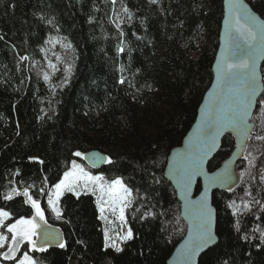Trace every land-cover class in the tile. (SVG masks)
<instances>
[{
    "label": "trees",
    "instance_id": "16d2710c",
    "mask_svg": "<svg viewBox=\"0 0 264 264\" xmlns=\"http://www.w3.org/2000/svg\"><path fill=\"white\" fill-rule=\"evenodd\" d=\"M247 1L264 19V0ZM224 13V0H0V209L11 221L32 215L25 189L42 202L65 245L36 251L42 264H168L187 225L165 178L167 158L213 81ZM55 37L71 44L72 71L51 88L36 65ZM262 100L247 158L237 166L240 185L213 194L218 243L199 264H264ZM235 146L227 135L209 169ZM92 150L112 163L91 171L122 177L136 194L127 211L133 238L120 252L105 247L93 194L64 193L57 217L47 203L72 162L86 163L75 153Z\"/></svg>",
    "mask_w": 264,
    "mask_h": 264
},
{
    "label": "snow or ice",
    "instance_id": "6c2138e0",
    "mask_svg": "<svg viewBox=\"0 0 264 264\" xmlns=\"http://www.w3.org/2000/svg\"><path fill=\"white\" fill-rule=\"evenodd\" d=\"M113 4L116 3V0H111ZM155 2V0H153ZM236 9L235 12V36L233 39L238 41L235 44V53L230 54L224 59V75L223 79L225 84L228 86L229 91L232 93L231 103H227L226 109H221L224 112L223 116H216L210 110L209 116L205 121L204 125V135L211 137L215 140V137L220 134V131L225 126H231L233 130L241 129L242 126H246V118L249 115V110L251 109L254 100L257 95V88L255 84V59L257 53L261 50H264V24H258L256 18L250 16L246 10H244L243 15L241 14L240 9L241 5H234ZM127 11V9H125ZM243 19V23L241 20ZM51 23V21H49ZM117 28H120V24H116ZM239 41H242L241 44ZM49 43L53 45L60 43V40L55 41L50 40ZM65 48H71V44L62 45ZM45 51V58L47 59V51ZM119 51L123 52L124 49L120 48ZM58 61L62 58L55 54ZM21 59H28V57H22ZM48 67L53 69V71H58L57 65L51 60H48ZM67 73H71L72 65H68L66 68ZM69 79V76L65 77V80ZM44 80L49 81L50 76L48 73L44 74ZM239 86H234L237 82ZM123 83V79L121 80ZM218 101L220 98H217ZM264 103V100L261 101ZM260 140H264V136L257 137ZM77 157L84 156L83 153L77 151L75 153ZM108 163H112L111 159H107ZM41 163H43L41 161ZM203 160L200 158H191L190 168H186L180 173V180L184 185L190 186L193 178L199 174L201 170V165ZM251 163V161H250ZM241 177L244 175L242 172ZM212 182L220 180L221 183L231 182L232 177L228 176L224 179L220 177L210 178ZM83 181V187L88 188V185L91 184L94 186V189H98L100 196L97 197V203L99 205L100 219L105 222H110L108 216L105 214L106 211L111 213V215L118 219L120 222V227L127 223L125 216V210L130 207L133 203L132 190L128 188L123 180L120 178L113 179L111 181H106L104 176L96 175L93 176L90 173L86 172L84 168L77 164L75 161L72 162V168L70 171H66L63 175V179L56 183L54 186V191L52 196L48 199V205L52 208L57 215H60V210L57 207L60 197L65 191L74 192L77 196L79 192H76L75 189L80 185V182ZM16 190L13 189V192ZM43 191V190H41ZM25 196L28 197V202L31 204L32 208L35 209V215L31 218L21 217L16 220L15 223L5 224V221L10 218V213L0 209V228H6L7 232L11 234V246L7 251L3 252L2 255L4 260H12L16 258V254L20 251L21 245L25 242L31 244L33 250H37L36 241L33 239L37 235V229L39 228V221L45 220V212L41 207L38 200L33 199L28 190L25 189ZM247 195H251V192H247ZM55 197L53 199L52 197ZM206 197L205 193L204 202L201 203V208L199 211V223L196 225V231L198 233L199 243L195 250H189L185 255L187 259L195 254V251L200 247L211 243L215 238L212 235L211 231V210L206 209ZM6 200L12 199V194L5 196ZM259 203V201H257ZM233 208L234 213L239 210V206L233 201L230 205ZM247 207V203L245 204ZM122 240H129L133 238V233L131 228H128L126 234L120 237ZM264 238V237H262ZM111 237L108 234V230H105V247H112L117 252H120L122 249L113 242L108 244L107 241ZM247 239V237H245ZM9 242V236L4 235L3 232H0V248H4L5 245ZM65 245L60 244V247L63 248ZM39 251H44L43 247L38 249ZM17 264H36V261L30 256L27 252L22 254V259H19Z\"/></svg>",
    "mask_w": 264,
    "mask_h": 264
},
{
    "label": "water",
    "instance_id": "95a60500",
    "mask_svg": "<svg viewBox=\"0 0 264 264\" xmlns=\"http://www.w3.org/2000/svg\"><path fill=\"white\" fill-rule=\"evenodd\" d=\"M234 5H241V14L244 10L250 16L256 18L258 24H264V19L253 9L247 0H224V18L220 32V41L217 49L216 57L213 63L214 78L204 95L198 110L197 118L191 129L183 139L181 145L175 147L169 153L165 167V178L173 185L178 200L181 203V215L187 225V231L184 238L174 249L168 264H199L200 258L216 246L218 243L217 228V210L213 205V194L216 191H232L241 183V175L238 171V163L247 158V151L250 137L255 131V122L253 117L258 109L259 101L264 94V76L262 66L264 64V50L257 53L255 59V84L257 95L254 103L249 110L246 118V126L241 129L233 130L229 126H225L220 134L215 137L214 143L211 137L204 135L205 121L209 116L210 110L216 116H223L221 109H226L227 103H231L232 93L225 84L224 75V59L230 54H234L235 41V12ZM243 23V19L241 20ZM241 44L242 41H239ZM234 86H239L238 80ZM220 98L218 101L217 98ZM231 135L235 139L236 146L230 156L216 169L210 170L209 164L215 158L222 147L223 139ZM200 158L203 160L201 170L197 174L190 186H186L180 180V173L191 166V158ZM84 161L93 169H101L107 163L108 157L98 150H92L84 155ZM228 176L232 177L231 182L221 183L220 180L212 182L210 178L220 177L224 179ZM201 189L197 192L198 185ZM205 193L206 209L211 210V231L214 240L211 243L200 247L195 251L191 259L186 258L189 250H195L199 243L196 225L199 223V211L201 203L204 202ZM64 243V234L59 226L53 224H45L39 231L37 236V247H59Z\"/></svg>",
    "mask_w": 264,
    "mask_h": 264
},
{
    "label": "rangeland",
    "instance_id": "374dc122",
    "mask_svg": "<svg viewBox=\"0 0 264 264\" xmlns=\"http://www.w3.org/2000/svg\"><path fill=\"white\" fill-rule=\"evenodd\" d=\"M57 39H59V38L55 37L52 40L55 41ZM59 40H60V43H57L55 45H53L52 43H49L48 42V44L46 46V49H45L47 51V59L45 58V51H44L43 52L42 59L39 62H37V65H36V71L43 77V79H44V74L45 73H48L49 74L50 80L49 81H46V82H47L48 86L51 87V88H55V87L60 86L61 84H65L66 83L65 77L66 76H69V73H67L66 68H67L68 65H71L72 64V54H71L70 48L63 47L62 45L66 44V43L64 41H62L61 39H59ZM55 54H58L62 58V60L58 61ZM48 60H51L53 63H55L57 65V68L59 70L58 71H53V69L49 68L48 67ZM75 162L77 164L81 165L86 172L90 173L93 176H96V175H102V176H104V178H105L106 181H111V180L116 179V178H120V179L123 180V178L120 177V176L111 177L108 174L95 173V172L91 171V169H90V167H89L88 164L83 163L81 161H75ZM253 164L255 166L257 165V154L254 157ZM71 168H72V164H71V167L68 170H66V171H70ZM255 169H257L256 171H257V174H258L260 170L258 168H255ZM245 171H247V169ZM61 179H63V176H62ZM59 181L57 183H59ZM123 183L128 188H130L132 190V196H133V202H134V200L136 198L135 191L126 182H124V180H123ZM54 186L49 191V194L47 196V203H48L49 197L52 196V193L54 191ZM75 191L76 192H79V194H81V193H90V194H93L95 196V198H96V202H97V197L100 196L99 190L98 189H94V186L91 185V184H89L88 185V188L85 189L83 187V181L80 182V185L75 189ZM66 192H68V191H65L64 193H66ZM52 198L55 199L54 196ZM39 202H40L41 207L44 209V207L42 206V202L41 201H39ZM97 206H98V209H99L98 203H97ZM57 207L60 210L59 202H58ZM128 208L125 210V216H126V219H127V223L123 226V228L120 227L119 220L118 219H115L111 215V213H109V212L106 211L105 214L108 216V220L110 222H105L103 220L102 221H103V225H104V233H105V230H108V234L111 237V239L107 241L108 244H112L113 242H115V244H117L121 248L122 242L126 241V240H122L120 237L124 236L126 234L128 228H130V224L128 222V217H127ZM50 209H51L52 213L55 215V217H57L58 216L57 213L54 212L51 207H50ZM3 210L9 212L8 210H5V209H3ZM44 212H45V220H46V223L44 221H39V220L37 221L40 226L37 229V235L33 237V239L35 241H37L38 231L45 224L48 223V216L46 214L45 209H44ZM60 213H61V211H60ZM34 215H35V209H34L32 215L25 216L24 218H31ZM99 216H100V211H99ZM20 218H18V219H20ZM15 222H16V220L11 221V213H10V218L5 221V224L7 225V224H10V223H15ZM0 232H3L4 235L9 236V242L5 245L4 248H0V254H2L3 252L7 251L8 248L11 246V234L7 232L6 228H0ZM105 243H106V240H105ZM38 249L39 248L37 247V250H33L32 247H31V244L25 242L23 245H21L20 251L16 254V258L15 259H12V260H4L3 259V256L0 255V264H17L18 260L19 259H22V254L24 252H27L30 256H32L33 259L36 261V264H42L39 261V259L35 256V252L36 251H39Z\"/></svg>",
    "mask_w": 264,
    "mask_h": 264
}]
</instances>
